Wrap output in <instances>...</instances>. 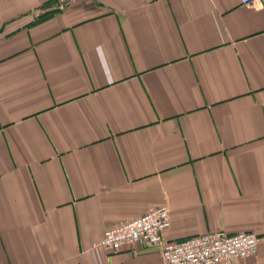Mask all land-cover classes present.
<instances>
[{"label": "crops", "instance_id": "obj_1", "mask_svg": "<svg viewBox=\"0 0 264 264\" xmlns=\"http://www.w3.org/2000/svg\"><path fill=\"white\" fill-rule=\"evenodd\" d=\"M0 0V264H162L104 232H253L264 264V6Z\"/></svg>", "mask_w": 264, "mask_h": 264}, {"label": "built area", "instance_id": "obj_2", "mask_svg": "<svg viewBox=\"0 0 264 264\" xmlns=\"http://www.w3.org/2000/svg\"><path fill=\"white\" fill-rule=\"evenodd\" d=\"M68 1L72 0H59V8L64 10ZM257 1L264 6V0H239L244 5ZM169 213L166 206L159 205L139 218L107 229L99 247L109 253L134 244L158 247L162 264H236L238 259H248L257 254L259 236L253 232L231 235L226 231H213L179 242L167 241L163 234L170 227Z\"/></svg>", "mask_w": 264, "mask_h": 264}]
</instances>
